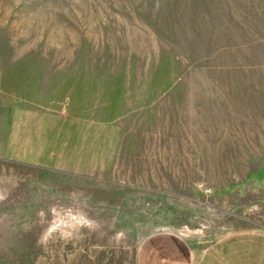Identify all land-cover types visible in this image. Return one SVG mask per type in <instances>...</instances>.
<instances>
[{
	"label": "rangeland",
	"instance_id": "obj_1",
	"mask_svg": "<svg viewBox=\"0 0 264 264\" xmlns=\"http://www.w3.org/2000/svg\"><path fill=\"white\" fill-rule=\"evenodd\" d=\"M0 121V264L264 233V0H0Z\"/></svg>",
	"mask_w": 264,
	"mask_h": 264
},
{
	"label": "crops",
	"instance_id": "obj_2",
	"mask_svg": "<svg viewBox=\"0 0 264 264\" xmlns=\"http://www.w3.org/2000/svg\"><path fill=\"white\" fill-rule=\"evenodd\" d=\"M24 147L25 144H20L14 135L12 121L6 140L0 143V155L10 160L42 162L41 156L35 160L27 159ZM135 260L136 264H264V233H226L201 250L190 248L173 233H155L142 241Z\"/></svg>",
	"mask_w": 264,
	"mask_h": 264
},
{
	"label": "built area",
	"instance_id": "obj_3",
	"mask_svg": "<svg viewBox=\"0 0 264 264\" xmlns=\"http://www.w3.org/2000/svg\"><path fill=\"white\" fill-rule=\"evenodd\" d=\"M206 192H208V190L205 189Z\"/></svg>",
	"mask_w": 264,
	"mask_h": 264
}]
</instances>
